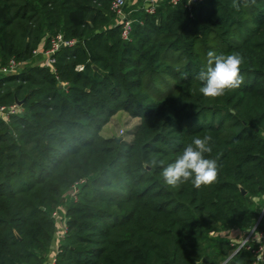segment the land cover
Returning a JSON list of instances; mask_svg holds the SVG:
<instances>
[{
  "label": "trees",
  "instance_id": "obj_1",
  "mask_svg": "<svg viewBox=\"0 0 264 264\" xmlns=\"http://www.w3.org/2000/svg\"><path fill=\"white\" fill-rule=\"evenodd\" d=\"M112 1L0 0L2 65L23 64L0 75V105L23 101L0 119V264H46L59 211L56 264H253L228 234L264 230V0L133 12L129 40ZM59 33L77 44L53 72L34 51ZM209 51L244 56L241 88L200 93ZM121 112L130 142L102 136ZM205 135L218 180L167 186L150 161Z\"/></svg>",
  "mask_w": 264,
  "mask_h": 264
},
{
  "label": "clouds",
  "instance_id": "obj_2",
  "mask_svg": "<svg viewBox=\"0 0 264 264\" xmlns=\"http://www.w3.org/2000/svg\"><path fill=\"white\" fill-rule=\"evenodd\" d=\"M255 2L256 0H243L244 7ZM188 3L191 4L192 0H188ZM235 6L239 10V4ZM244 63V56L238 52L217 54L209 51L206 67L195 76L202 85L200 93L205 98L217 99L241 88L245 83V76L242 75ZM212 140L211 135L194 136L192 142L183 147L173 162L165 166L162 160L152 159L150 166L162 169L160 176L169 187H179L188 182L196 188L210 186L218 180L220 171L217 160L208 158L213 151ZM259 256H264V250Z\"/></svg>",
  "mask_w": 264,
  "mask_h": 264
},
{
  "label": "built area",
  "instance_id": "obj_3",
  "mask_svg": "<svg viewBox=\"0 0 264 264\" xmlns=\"http://www.w3.org/2000/svg\"><path fill=\"white\" fill-rule=\"evenodd\" d=\"M204 0H192V3L189 4L188 0H113L112 1V10L118 16L117 24L121 25L122 27V38L124 40H129L130 35L133 29V24L136 21L133 19L132 14L133 12H144L147 15H154L158 12V10L165 4H169L172 6H177L180 4H184V6L192 10L194 7L200 5ZM135 5V8L131 10H127V5ZM77 44V40L75 39H66L62 33H59L53 36L50 39V47L45 50H35L34 56H43L45 58L44 65L47 68H50L53 72L55 71V63H56V54L65 47H74ZM22 63L18 62L16 59H10L6 65H2L1 58H0V75H7L11 73L18 72L19 68L22 67ZM78 70L82 71L83 67L79 66ZM20 106L18 104H14L11 106L0 105V119L4 120L5 122H9L11 117L18 114L20 111ZM124 131L121 130V134ZM76 188V186H75ZM57 214H55L56 216ZM54 216V217H55ZM65 230H64V237L67 232L66 220H65ZM253 244L256 247H253ZM246 247L247 249L251 250L255 256V260L253 264H264V256H259V254L264 250V230L252 234L247 233L245 239L241 240L239 247L236 251L240 250L241 248ZM56 253L55 256L50 259L48 264H56V255L58 253L57 249H55Z\"/></svg>",
  "mask_w": 264,
  "mask_h": 264
},
{
  "label": "rangeland",
  "instance_id": "obj_4",
  "mask_svg": "<svg viewBox=\"0 0 264 264\" xmlns=\"http://www.w3.org/2000/svg\"><path fill=\"white\" fill-rule=\"evenodd\" d=\"M165 91H163V93H165ZM139 123H140V119H133L127 113L121 112L117 114L112 119L111 123L108 124L104 128L102 132V136L105 138H109V137L120 138L121 137L123 138L124 141L130 142L133 139V135L131 131L136 126H138ZM121 130L124 131L123 134H121ZM55 214L57 215L55 216ZM55 214L54 216H55V221H56V233H55V239L51 245V247H53L54 250H52V252L49 254L46 264H48L49 260L51 259V256H53V254L55 255L56 253L55 249H57V251L59 250V246L61 245V242L64 239L65 220L63 217V213L59 211ZM262 215H264V207H263ZM241 237H242V240L245 239V233H243Z\"/></svg>",
  "mask_w": 264,
  "mask_h": 264
},
{
  "label": "water",
  "instance_id": "obj_5",
  "mask_svg": "<svg viewBox=\"0 0 264 264\" xmlns=\"http://www.w3.org/2000/svg\"><path fill=\"white\" fill-rule=\"evenodd\" d=\"M17 104L21 107L22 105H23V101H17ZM123 138H116V141L119 143L121 140H122ZM241 191H242V193L244 194V195H246L247 194V192L244 190V189H242L241 188ZM263 216V215H262ZM262 216H261V218H262ZM255 229H256V227L254 228V229H249L248 230V233L249 234H252L253 232H255ZM51 249L52 250H54V248L53 247H51ZM237 252V251H236ZM227 262V261H226ZM226 262L224 263V264H226ZM199 264H201V262L199 263Z\"/></svg>",
  "mask_w": 264,
  "mask_h": 264
},
{
  "label": "crops",
  "instance_id": "obj_6",
  "mask_svg": "<svg viewBox=\"0 0 264 264\" xmlns=\"http://www.w3.org/2000/svg\"><path fill=\"white\" fill-rule=\"evenodd\" d=\"M247 233H248V231H247ZM242 234L243 233H238V231H232L228 235L230 236V238L235 239L233 241L236 242L238 240H242V237H241ZM245 236H246V234H245ZM53 256H55V255L53 254ZM53 256H51V259L53 258Z\"/></svg>",
  "mask_w": 264,
  "mask_h": 264
}]
</instances>
